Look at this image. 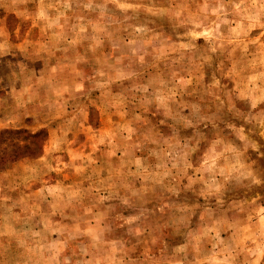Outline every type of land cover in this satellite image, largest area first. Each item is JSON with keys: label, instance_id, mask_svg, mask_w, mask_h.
<instances>
[{"label": "rangeland", "instance_id": "374dc122", "mask_svg": "<svg viewBox=\"0 0 264 264\" xmlns=\"http://www.w3.org/2000/svg\"><path fill=\"white\" fill-rule=\"evenodd\" d=\"M6 30L45 39L47 72L84 77L105 143H58L46 175L23 176L13 193L38 203L15 209L36 219L24 251L0 233V264H264V0H0ZM76 220L85 235L66 239Z\"/></svg>", "mask_w": 264, "mask_h": 264}, {"label": "crops", "instance_id": "0c3cea01", "mask_svg": "<svg viewBox=\"0 0 264 264\" xmlns=\"http://www.w3.org/2000/svg\"><path fill=\"white\" fill-rule=\"evenodd\" d=\"M1 35L0 130L4 128H27L30 126L26 123L27 120L32 119L37 123L36 129L43 128L47 131V145H45V150L42 151L39 157L30 160L23 158L16 161L4 172L14 180L9 183L8 188L11 195L8 198L7 205L11 207V215L5 224L9 226V230L0 233L5 234L7 239L13 241L17 246L21 245L23 248L26 246L24 243L26 235L19 229L23 223L35 222L36 216L21 213L15 208L20 207L19 205H24L23 203L32 206L38 202L31 200L33 199L31 194H28L29 197L25 198L24 196H19L20 194L13 193L18 190L25 191L24 188L27 185L21 179L27 172H30V174L37 172L36 175L39 177L46 175V169L40 167V165L44 164V160H47L53 154L58 143H70L68 151L70 153L80 152L81 154L78 155L85 154L87 148L84 147V144L89 139L93 140L95 138L97 142L105 143V125L93 129L89 121L92 110L91 104L89 102L84 103L85 100L80 101L76 98L85 81L78 71L68 77H63V74L58 70L57 72H47L46 50L44 48L46 47V41H43L45 39L40 38V36L35 37V39H17L11 37L8 31ZM67 94L69 96L68 99H73L74 104L66 98ZM100 111L103 112V109ZM63 112L67 115L69 114L70 117L61 122L63 120L62 117L65 116ZM57 120L60 121L58 122ZM54 121H57L56 124ZM65 129L69 130V135L67 136H65V131H63ZM89 130H93L94 133L89 134ZM58 154L65 157L67 152L63 150ZM34 184L37 185L30 187V192L32 194L36 193L45 200L51 195L49 192H53L59 186L58 182ZM63 184L71 186L69 183ZM11 189L17 190L12 191ZM25 199H29L28 202H22ZM77 221H67L68 225H66L65 231L62 232L66 239H77L85 235L84 230H76L75 226L72 225L77 223ZM40 228L39 230H41ZM52 229L53 226H51L50 230ZM56 235L59 237L60 234L57 233ZM46 237L52 238L49 234ZM25 248H23V251Z\"/></svg>", "mask_w": 264, "mask_h": 264}, {"label": "trees", "instance_id": "16d2710c", "mask_svg": "<svg viewBox=\"0 0 264 264\" xmlns=\"http://www.w3.org/2000/svg\"><path fill=\"white\" fill-rule=\"evenodd\" d=\"M19 135L21 139L18 141ZM46 138L47 131L43 128L33 133L26 128L0 130V168L21 158L37 157L42 151L41 144Z\"/></svg>", "mask_w": 264, "mask_h": 264}]
</instances>
